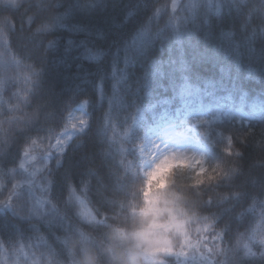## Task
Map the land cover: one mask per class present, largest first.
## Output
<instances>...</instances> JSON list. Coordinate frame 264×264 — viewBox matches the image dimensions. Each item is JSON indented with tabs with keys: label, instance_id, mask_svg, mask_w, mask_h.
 <instances>
[{
	"label": "trees",
	"instance_id": "trees-1",
	"mask_svg": "<svg viewBox=\"0 0 264 264\" xmlns=\"http://www.w3.org/2000/svg\"><path fill=\"white\" fill-rule=\"evenodd\" d=\"M184 87L207 170L153 193L212 264H264V0H0V264L184 262L135 238L153 220L137 145ZM79 105L88 128L58 151Z\"/></svg>",
	"mask_w": 264,
	"mask_h": 264
},
{
	"label": "rangeland",
	"instance_id": "rangeland-1",
	"mask_svg": "<svg viewBox=\"0 0 264 264\" xmlns=\"http://www.w3.org/2000/svg\"><path fill=\"white\" fill-rule=\"evenodd\" d=\"M182 92L186 95L184 99L195 95L190 88L186 87ZM193 108L184 106L174 115L163 114L157 123L143 134L144 139L138 147L139 167L148 179L146 215H151L153 222L149 229L136 234V241L151 251L172 253L175 250V244L170 233L175 230L179 231L182 227L173 222L169 207L158 196L153 195L151 187L158 185L164 188L166 175L177 166H186L196 173H203L207 170L205 148L197 136L198 131L192 130L185 122L186 119L179 118L180 115H191ZM70 122L69 131L58 138L55 145L56 150L64 149L73 138L75 129L72 128L73 121ZM27 162L32 169L39 167L30 159ZM201 247L202 243L198 241L182 245L179 248L180 253L187 258L182 264H211L210 258L206 256V252Z\"/></svg>",
	"mask_w": 264,
	"mask_h": 264
},
{
	"label": "snow or ice",
	"instance_id": "snow-or-ice-1",
	"mask_svg": "<svg viewBox=\"0 0 264 264\" xmlns=\"http://www.w3.org/2000/svg\"><path fill=\"white\" fill-rule=\"evenodd\" d=\"M192 103H195V101H194L191 97H186V98L182 101V105L185 106V107L191 105ZM81 126H82V128L85 127V126H86V122L82 120V121H81ZM72 128H73V130H74V129H75V125H73ZM70 138H71V137H70ZM33 144H34V145H35V144H38V141H34ZM40 150H43V149L41 148ZM63 150L66 151V147H65ZM31 152H32V148H27V149H25V150H24V153H23L24 157L27 158V159H30V160H32V161H36V157H35V156H32V155H31ZM49 164H50V160H49ZM19 167H20L21 169L26 170V168H25V164H24L23 162L20 163ZM4 247L8 248L10 252H14V251H15V249H10L8 245H5V244H4ZM4 247H3V248H4ZM17 247H18V246H17ZM248 258H249V259H257V258L264 259V247H262V248L260 249V251L256 253L255 256H249Z\"/></svg>",
	"mask_w": 264,
	"mask_h": 264
},
{
	"label": "clouds",
	"instance_id": "clouds-1",
	"mask_svg": "<svg viewBox=\"0 0 264 264\" xmlns=\"http://www.w3.org/2000/svg\"><path fill=\"white\" fill-rule=\"evenodd\" d=\"M171 176V174H170ZM147 179V178H146ZM92 259H84L83 257L81 258V264H99V256L96 253H92ZM116 264H121L120 261H116ZM133 264H137V262H133Z\"/></svg>",
	"mask_w": 264,
	"mask_h": 264
}]
</instances>
